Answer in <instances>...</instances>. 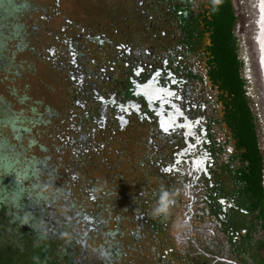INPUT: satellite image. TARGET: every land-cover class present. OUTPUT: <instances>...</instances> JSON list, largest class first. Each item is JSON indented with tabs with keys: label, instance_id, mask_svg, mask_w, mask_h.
<instances>
[{
	"label": "flooded vegetation",
	"instance_id": "flooded-vegetation-1",
	"mask_svg": "<svg viewBox=\"0 0 264 264\" xmlns=\"http://www.w3.org/2000/svg\"><path fill=\"white\" fill-rule=\"evenodd\" d=\"M214 2L25 0L12 20L14 118L33 121L31 157L55 166L57 214L90 264H264L211 77Z\"/></svg>",
	"mask_w": 264,
	"mask_h": 264
},
{
	"label": "trees",
	"instance_id": "trees-1",
	"mask_svg": "<svg viewBox=\"0 0 264 264\" xmlns=\"http://www.w3.org/2000/svg\"><path fill=\"white\" fill-rule=\"evenodd\" d=\"M212 45L211 77L224 96L226 124L232 131L239 159L241 183L259 213L264 230V156L260 147L257 119L250 105L239 41L238 21L232 0H215L207 18ZM7 190V193H9ZM28 220L43 221L40 211H20L0 201V264H90L92 255L80 246L71 230L55 239L31 228ZM78 248H82L79 250ZM102 259V258H101ZM103 261V260H102Z\"/></svg>",
	"mask_w": 264,
	"mask_h": 264
},
{
	"label": "rangeland",
	"instance_id": "rangeland-1",
	"mask_svg": "<svg viewBox=\"0 0 264 264\" xmlns=\"http://www.w3.org/2000/svg\"><path fill=\"white\" fill-rule=\"evenodd\" d=\"M25 0H0V201L20 211H40L43 221L28 220L31 228L42 231L52 238L67 235V228L74 227L70 218L59 217V202L62 196L56 189L57 171L55 166H45L31 157L35 146L34 136L27 138L33 121L14 118L12 111V51L10 42L13 35H21L23 28L12 27V20L23 15ZM40 2V0H37ZM26 8V7H25ZM12 133H16L12 138ZM31 148V149H30ZM30 149V150H29ZM35 150V148H34ZM48 187L55 188L49 193ZM9 193H7V190ZM59 217V218H58ZM64 219L63 221L61 220ZM60 222V223H57ZM259 237H263L261 235ZM263 247H257V259L264 254ZM261 251V252H260ZM102 257V259H101ZM97 257L93 263L103 264L105 256Z\"/></svg>",
	"mask_w": 264,
	"mask_h": 264
},
{
	"label": "water",
	"instance_id": "water-1",
	"mask_svg": "<svg viewBox=\"0 0 264 264\" xmlns=\"http://www.w3.org/2000/svg\"><path fill=\"white\" fill-rule=\"evenodd\" d=\"M232 1L238 18L234 32L244 64L243 77L264 156V0Z\"/></svg>",
	"mask_w": 264,
	"mask_h": 264
},
{
	"label": "clouds",
	"instance_id": "clouds-1",
	"mask_svg": "<svg viewBox=\"0 0 264 264\" xmlns=\"http://www.w3.org/2000/svg\"><path fill=\"white\" fill-rule=\"evenodd\" d=\"M172 193L167 191L166 189H161L159 192V198L157 200L156 206L153 208V213L155 215H162L166 214L169 210V207L171 203L173 202L171 197ZM104 255H107L106 253H102Z\"/></svg>",
	"mask_w": 264,
	"mask_h": 264
}]
</instances>
